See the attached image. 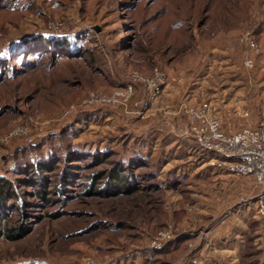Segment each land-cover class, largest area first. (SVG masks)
Wrapping results in <instances>:
<instances>
[{"label": "rangeland", "instance_id": "obj_1", "mask_svg": "<svg viewBox=\"0 0 264 264\" xmlns=\"http://www.w3.org/2000/svg\"><path fill=\"white\" fill-rule=\"evenodd\" d=\"M225 59L256 98L264 0H0V264H264L261 186L188 133Z\"/></svg>", "mask_w": 264, "mask_h": 264}, {"label": "built area", "instance_id": "obj_2", "mask_svg": "<svg viewBox=\"0 0 264 264\" xmlns=\"http://www.w3.org/2000/svg\"><path fill=\"white\" fill-rule=\"evenodd\" d=\"M257 43L253 39L249 40L252 49H258ZM245 64L248 67L254 66L253 58L247 57ZM130 92L131 90L126 93ZM159 92L160 87L154 86L151 97L157 96ZM119 94L122 92L112 94L110 99L116 98ZM243 114L250 115L249 111H244ZM189 116L194 119L188 130L189 135H192L202 148L232 157L229 169L234 174L253 175L261 186L264 198V122L256 127H243L234 132H226L222 128V118L215 107L207 102L189 109ZM20 130V128H15L5 134L3 141L9 142L14 136L21 133Z\"/></svg>", "mask_w": 264, "mask_h": 264}, {"label": "crops", "instance_id": "obj_3", "mask_svg": "<svg viewBox=\"0 0 264 264\" xmlns=\"http://www.w3.org/2000/svg\"><path fill=\"white\" fill-rule=\"evenodd\" d=\"M219 63H220V67H222L223 70H227L226 74L228 77H230L228 71L231 72V74L233 75L232 77H230V79H226L225 77H222L223 80H221V83L222 84L224 82H228V83L224 84L225 87L223 88V90L214 93V95H222L223 97V99L221 100L220 109L224 110L222 111L221 114L225 122L224 127L226 128L227 131L233 132L236 131L237 126L238 127L240 125L250 126L257 124L259 120H261V118L264 119V79L261 82V87H259L256 92V98L252 99V96H250L252 94L250 92V87L248 85L247 86L245 85L247 84V82H245L246 81L245 78L247 75L242 74L241 76H238L236 73H234L231 70L234 69V65L233 63L230 62L229 59H225L223 61H220ZM254 91L255 90H253V93ZM243 108L244 109L251 108L253 111H256L257 108L258 112L252 113L251 110L250 111L252 114L251 119L243 118L240 120L237 113L238 111L240 112V110H242ZM231 120H233L234 122L231 123L232 122ZM236 124L237 126L234 127ZM250 183L244 184L243 186L245 188H250L249 186L252 187ZM253 183L254 182H252L251 184ZM252 188H254V186Z\"/></svg>", "mask_w": 264, "mask_h": 264}, {"label": "trees", "instance_id": "obj_4", "mask_svg": "<svg viewBox=\"0 0 264 264\" xmlns=\"http://www.w3.org/2000/svg\"><path fill=\"white\" fill-rule=\"evenodd\" d=\"M43 167H45L43 164H41V166H40V168H43ZM47 168V167H46ZM118 175V174H117ZM115 177V176H114ZM117 177H119V176H117ZM5 181V180H4ZM0 191L1 192H9L10 191V187L7 185V182H2L1 184H0ZM37 195H39V196H41L42 198H44V199H47L46 198V195L47 194H45L44 193V191L43 192H41V190L39 191H37ZM8 232H9V234H8V236L10 237V238H14L15 239V237H16V234L13 232V229L12 228H9L8 230H7ZM21 235V234H20Z\"/></svg>", "mask_w": 264, "mask_h": 264}]
</instances>
